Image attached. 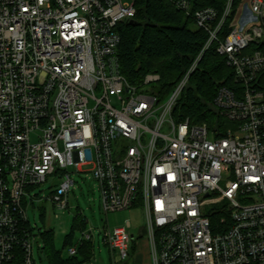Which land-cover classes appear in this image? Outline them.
I'll return each mask as SVG.
<instances>
[{
  "label": "built area",
  "instance_id": "obj_1",
  "mask_svg": "<svg viewBox=\"0 0 264 264\" xmlns=\"http://www.w3.org/2000/svg\"><path fill=\"white\" fill-rule=\"evenodd\" d=\"M244 1L223 40L216 11L195 12L209 40L161 101L158 74L133 85L121 71L119 25L135 19V0H0V264H37L33 190L62 179L47 199L65 209L71 168L92 174L107 218L144 212L152 264H264V51L255 49L264 47V0ZM176 5L191 14L187 1ZM214 43L238 86L214 99L233 124L221 137L173 116ZM130 228L104 227L120 261L130 256ZM92 239L84 231L78 244Z\"/></svg>",
  "mask_w": 264,
  "mask_h": 264
},
{
  "label": "trees",
  "instance_id": "obj_2",
  "mask_svg": "<svg viewBox=\"0 0 264 264\" xmlns=\"http://www.w3.org/2000/svg\"><path fill=\"white\" fill-rule=\"evenodd\" d=\"M179 0H135L133 22L119 25L122 36L118 52L122 74L133 85L142 83L147 74H158L161 80L153 88L161 101L167 99L181 79L189 72L209 40V34L196 27L194 14L212 8L217 13L216 25L223 21L219 38L231 31L245 5L244 0H233L230 15L224 21L229 0H185L191 14L177 8ZM244 10L242 11V14ZM264 51V47L255 46ZM263 77V76H262ZM221 87L234 89L235 74L226 59L216 52L215 43L197 62L188 85L182 93L173 116L176 122L189 120L192 125L206 124L215 136L221 137L233 124L221 116L214 99ZM87 219L78 213L66 235L62 249H57L53 229L40 231L43 252L49 264H85L93 257V243L84 242L75 256L63 255V250L79 246L76 232L86 230Z\"/></svg>",
  "mask_w": 264,
  "mask_h": 264
},
{
  "label": "rangeland",
  "instance_id": "obj_3",
  "mask_svg": "<svg viewBox=\"0 0 264 264\" xmlns=\"http://www.w3.org/2000/svg\"><path fill=\"white\" fill-rule=\"evenodd\" d=\"M243 8L239 17L234 23H237L242 16ZM72 179L75 185L72 187L68 197V206L65 209L54 206L47 198L51 197L55 186L59 185L62 179L53 183L49 179L46 183L35 188L33 193L39 197L34 205L29 204L27 213L32 231L33 254L37 264H49L46 254L43 252V240L40 231L53 229L55 232V244L57 249H62L66 235L70 232L74 217L80 213L82 217L88 219L86 232L91 231L93 235V257L87 264H152V255L147 234L143 230L146 226L144 212L135 208L129 211L111 213L108 218L101 207V193L97 182L90 173H78L75 169H70ZM56 179V178H55ZM224 187V184H222ZM131 222L129 232L134 234L137 239V250L135 255L130 254L126 261H120L119 255H113L109 247L104 242V227L109 223L113 229L117 226L125 225ZM81 232H76L75 238L81 237ZM65 257L69 256V249L63 250ZM140 256L137 258V256ZM140 259V260H139ZM139 260V262H137ZM149 261V263H148Z\"/></svg>",
  "mask_w": 264,
  "mask_h": 264
},
{
  "label": "crops",
  "instance_id": "obj_4",
  "mask_svg": "<svg viewBox=\"0 0 264 264\" xmlns=\"http://www.w3.org/2000/svg\"><path fill=\"white\" fill-rule=\"evenodd\" d=\"M87 222H88V219H87ZM144 234V232L141 234V235H143ZM133 236H134V239H133V241H132V243H131V248H130V254H134L135 255V253H136V250H137V247H138V245H137V239H136V236L133 234ZM76 242H79V239H76L75 240ZM92 242V241H91ZM93 243V242H92ZM81 246H83V245H79L78 246V248L79 247H81ZM72 248V247H71ZM140 256L138 255L137 256V258H139ZM140 260V259H139ZM139 260H137V262H139ZM91 262V261H90ZM89 263V262H88ZM148 263H149V261H148ZM85 264H87V263H85Z\"/></svg>",
  "mask_w": 264,
  "mask_h": 264
},
{
  "label": "water",
  "instance_id": "obj_5",
  "mask_svg": "<svg viewBox=\"0 0 264 264\" xmlns=\"http://www.w3.org/2000/svg\"><path fill=\"white\" fill-rule=\"evenodd\" d=\"M131 22H133V21H131ZM262 46L264 45V41L262 42V44H261Z\"/></svg>",
  "mask_w": 264,
  "mask_h": 264
}]
</instances>
